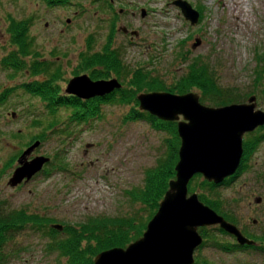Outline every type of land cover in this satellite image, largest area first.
Instances as JSON below:
<instances>
[{"label":"rangeland","instance_id":"rangeland-1","mask_svg":"<svg viewBox=\"0 0 264 264\" xmlns=\"http://www.w3.org/2000/svg\"><path fill=\"white\" fill-rule=\"evenodd\" d=\"M105 1L117 13L113 21V47L120 51L129 68L142 67L169 85L184 73L187 60L200 56L216 75L220 87L251 91L254 52L264 45V0H248L249 4L241 0L238 20L229 16L223 5L238 0H179L195 12L196 9L202 12L193 25L171 5L176 0H71L63 7H49L44 0H0V59L12 50L6 32L8 18L30 19L28 34L33 49L40 59L56 63L60 68L58 86L63 96L67 81L83 75H74V71L87 37L93 36V49L99 50L109 31L113 18ZM141 10L145 12L143 18H140ZM120 28L135 32L136 36L122 34ZM195 41L199 44L193 48ZM8 74L9 71L0 69V94L13 89L0 105V211L24 208L53 219L57 225H71L90 216H127L139 211V206L129 203L123 192L140 186L143 171L165 152L163 140L167 134L154 130L145 121H124L129 107L118 105H102L101 116L85 124H68V112L59 109L55 116L57 126L48 131L51 117L43 104L19 88L24 83L40 82L43 77L21 73L9 80ZM110 79L114 77L103 81ZM256 109L264 111L257 97ZM262 134L243 136L245 141L260 138L246 162V171L213 191L235 217L236 227L257 238L254 246L260 249L264 248V242L259 241L264 237ZM37 137L45 139L41 143L32 141ZM34 142L40 146L27 160L41 156L56 165L52 158L57 155L66 165V171L38 173L28 182L10 188L7 183L25 150L22 145L28 147ZM201 180L196 178L192 185H198ZM198 193L211 197L209 192L196 188L195 194ZM256 198L260 199L258 204ZM205 230L215 241L233 243L230 238L219 236L214 227ZM45 242L42 234L28 229L17 234L6 249L10 254L9 264H59L54 254L45 253ZM193 257L207 264H264L261 251L223 253L208 242L196 249Z\"/></svg>","mask_w":264,"mask_h":264},{"label":"trees","instance_id":"trees-1","mask_svg":"<svg viewBox=\"0 0 264 264\" xmlns=\"http://www.w3.org/2000/svg\"><path fill=\"white\" fill-rule=\"evenodd\" d=\"M44 1L49 7H63L67 6L71 0ZM105 5L112 12L113 18L108 28L109 31L99 50L93 49L94 41L91 43V40H94L93 36L89 35L87 37L85 49L78 57V72L74 71V75L83 74L91 81L105 80L113 76L120 85L119 89L113 90L110 94L103 97H95L86 101L64 94L61 96L58 86V81L62 75L60 68L55 65V62L53 64L40 59L38 53L33 49V40L28 34V28L31 26L30 19L14 21L8 18L6 32L8 43L12 50L0 59V69L10 72L7 76L9 80L16 74L21 73H26L29 77H43L40 82L24 83L19 85V88L25 94L36 97L43 104L51 117L47 126L48 131H53V128L57 126L55 116L59 109L68 112V124H85L101 116L100 107L102 105L128 106V112L123 118L124 121H145L154 130L167 134V138L163 140L165 152L155 160L152 167L143 171L140 186L132 187L123 192L129 203L139 206V211L131 215L114 217L104 215L90 216L81 222L71 225L68 223L59 224L61 230L56 231L51 229L52 225H57L53 219L28 212L24 208L0 211V264H9L10 254L6 252L7 246L17 234L26 229L33 233L42 234L46 239L44 245L45 253L54 254L57 260L60 261L59 264H92V258L96 254L113 248L124 249L141 236L147 222L156 212L157 205L167 189V183L174 178L173 167L177 161L179 140L176 135L174 122H162L145 112L137 110L136 96L138 94L168 92L172 95L180 96L195 92L198 95L199 104L206 105L209 108L240 104L245 102L248 97L256 96L264 107V45L261 49L254 52V65L250 81L251 91L240 92L235 88L220 87L216 83V75L202 61L200 56L187 60L189 63L185 66L184 73L169 85H166L157 75H152L150 71H145L146 69L142 67L129 68L124 64L120 51L113 47L112 42L115 34L113 21L116 19L117 13L110 8L108 1H105ZM196 10L197 20H199L202 12L199 9ZM178 56L183 62L186 61L181 54H178ZM29 59L33 62L28 63L27 60ZM12 90L3 91L0 94V105L6 95ZM253 132L254 134L247 135H256L260 132H263L262 135H264V126L257 128ZM43 137L34 138L32 141L39 140L41 143L45 139ZM259 140V137H254L252 141L249 140L242 144V156L239 166L233 174L234 176L229 177L221 186L230 184V182L246 171V162L255 151ZM21 148L26 149L27 145L24 144ZM52 161L57 164L53 165L49 161L39 173L47 175L52 171H66V165L61 159L57 158V155H54ZM9 164L7 163L6 166H9ZM199 177V175L192 177L187 185V194L195 193L196 188L209 192L211 194L210 198L198 193V201L222 217L226 222L236 226L235 217L224 208L219 197L213 193L214 189L218 188L219 185H213L204 180H201L196 186L195 184L192 185V182ZM140 213H143L142 216ZM214 231L219 236L230 238L233 243L222 239L215 241L213 237H209L205 228H198L197 233L202 238V243L197 250L208 242L212 247L223 253L246 249L264 253V248H256L254 245L249 247L236 245L234 239L217 226L214 227ZM243 233L253 242L257 239L252 235ZM259 241L263 243L264 237H260ZM193 264L207 263L205 260L199 262L195 257Z\"/></svg>","mask_w":264,"mask_h":264},{"label":"water","instance_id":"water-1","mask_svg":"<svg viewBox=\"0 0 264 264\" xmlns=\"http://www.w3.org/2000/svg\"><path fill=\"white\" fill-rule=\"evenodd\" d=\"M179 9L189 25L197 22V13L182 1L171 3ZM119 11L118 13H120ZM145 12L140 11V18ZM122 34L127 30L120 28ZM130 37L135 32H128ZM198 41L192 45L196 47ZM120 88L116 79L91 81L85 75L67 81L64 94L86 101L103 97ZM137 110L162 122H174L179 140L174 178L147 222L141 236L124 249L102 251L92 258V264H193V252L202 243L198 228L217 226L231 236L238 246H253L254 242L241 235L238 229L198 201L195 193L187 194V185L195 175L213 185H220L237 170L242 156V137L264 126V111L256 109V98L245 103L221 108L205 107L198 95L186 93H140L136 96ZM14 114H10L13 118ZM39 146L34 142L17 159V167L8 180L14 188L28 182L41 171L49 159L26 157ZM260 202L259 198L255 203ZM254 223V221H252ZM51 229L60 231L61 226ZM264 234V228L262 229Z\"/></svg>","mask_w":264,"mask_h":264},{"label":"bare ground","instance_id":"bare-ground-1","mask_svg":"<svg viewBox=\"0 0 264 264\" xmlns=\"http://www.w3.org/2000/svg\"><path fill=\"white\" fill-rule=\"evenodd\" d=\"M246 2L247 4H249L248 0H246ZM241 4H243V1L238 0L236 2H232L229 6H225V4L223 5H224V8L227 9L228 15L233 17L235 20H238L240 17Z\"/></svg>","mask_w":264,"mask_h":264},{"label":"flooded vegetation","instance_id":"flooded-vegetation-1","mask_svg":"<svg viewBox=\"0 0 264 264\" xmlns=\"http://www.w3.org/2000/svg\"><path fill=\"white\" fill-rule=\"evenodd\" d=\"M243 136H244V135H243ZM245 136H247V135H245ZM245 136H244V137H245ZM244 137H242V144H244V143L246 142ZM199 176H200V175H199ZM233 176H234V175H233ZM200 177H201V176H200ZM231 177H232V176H231ZM231 177H230V178H231ZM201 179H202V178H201ZM228 179H229V178L225 179L223 182H226V180H228ZM223 182L219 185L220 187H222L221 185L223 184ZM210 184H212V183H210ZM217 186H218V185H217ZM219 186H218V187H219ZM254 223H255V221H254ZM235 227H236V226H235ZM236 228H237V227H236ZM237 229H238V228H237ZM238 230H239V232L241 233L242 236H245V238H247L246 235L241 231V229H238ZM247 239H248V238H247Z\"/></svg>","mask_w":264,"mask_h":264}]
</instances>
